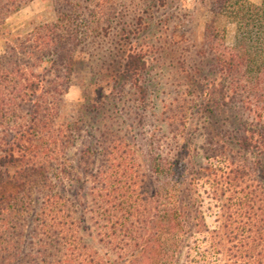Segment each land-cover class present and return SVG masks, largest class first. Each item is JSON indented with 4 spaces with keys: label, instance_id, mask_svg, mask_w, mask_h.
<instances>
[{
    "label": "trees",
    "instance_id": "trees-1",
    "mask_svg": "<svg viewBox=\"0 0 264 264\" xmlns=\"http://www.w3.org/2000/svg\"><path fill=\"white\" fill-rule=\"evenodd\" d=\"M34 1L0 0V264H177L189 238L209 233L198 210L204 176L222 204L211 247L214 255L222 251L216 246L226 248L227 256L209 264H264V0L214 1L212 13L236 27L235 42L228 46L213 25L207 28L195 51L196 73L209 65L197 114L232 117L206 130L198 149L186 135L175 136L178 151L156 153L150 171L109 129L84 145L81 125L61 122L79 46L109 36L121 15L116 3L52 0L54 23L13 35L8 19ZM130 38L124 28L121 39ZM126 55L123 74L142 93L145 55L135 46ZM193 110L183 108L168 127L185 131ZM78 144L75 166L69 153ZM198 150L207 166L195 171ZM77 185L71 199L66 188ZM88 221L105 252L86 242L93 235Z\"/></svg>",
    "mask_w": 264,
    "mask_h": 264
},
{
    "label": "rangeland",
    "instance_id": "rangeland-1",
    "mask_svg": "<svg viewBox=\"0 0 264 264\" xmlns=\"http://www.w3.org/2000/svg\"><path fill=\"white\" fill-rule=\"evenodd\" d=\"M84 1L75 0L85 6ZM113 1L121 15L112 23L109 36L90 37L87 43L79 46L71 86L64 97L61 122L81 125L86 131H83L84 145L94 144L90 134L99 138L109 129L137 152L136 159L142 164V170L150 171L156 153L162 152L166 156L178 151L175 136L186 135L198 149L205 145L206 130L211 126L218 129L215 122L222 124L226 117H232L231 114L218 118L197 114L201 104L198 96L202 94L199 86L206 83L204 78L209 76V65L200 67V73H196L199 60L195 51L205 41L206 30L212 25L220 38L223 36L226 44L233 46L236 27L226 17L212 13L215 0H162L164 5L161 0ZM248 1L259 4L262 0ZM54 7L52 0L31 2L8 19L7 29L13 35H25L36 26L54 23L57 19ZM124 28L131 32V41L121 39ZM131 46L142 51L147 60V69L140 78L142 93H137L134 80L123 74L124 59ZM4 50L5 40L0 36V56ZM91 104L97 105L96 108ZM188 107L194 110L185 131L169 128L167 123L173 118L179 119L183 108ZM82 148L83 145L78 144L69 153L75 166ZM196 154L191 162L195 171L207 166L203 152L198 150ZM214 168L219 173V166L215 164ZM79 171L77 169L75 173L79 175ZM199 179L201 202L198 210L209 233L189 238L182 247L177 264H209L216 258L222 262L227 259L226 248L216 246V250L222 251H219L221 255H214L211 247L213 232L220 231L222 204L215 200L211 180L205 176ZM164 185H159L158 189L163 191L173 183ZM90 187L91 184L88 185ZM7 191L12 192L13 187L7 186ZM77 191L78 185L67 187L66 195L77 200ZM88 226L89 234L93 235L87 234L86 242L105 252L99 244L98 229L90 221Z\"/></svg>",
    "mask_w": 264,
    "mask_h": 264
}]
</instances>
